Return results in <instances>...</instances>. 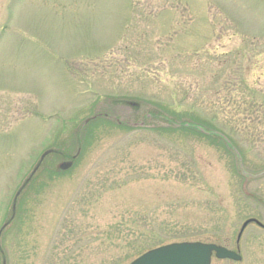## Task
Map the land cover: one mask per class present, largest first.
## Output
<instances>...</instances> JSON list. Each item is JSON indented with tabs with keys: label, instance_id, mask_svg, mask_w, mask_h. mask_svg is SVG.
<instances>
[{
	"label": "rangeland",
	"instance_id": "rangeland-1",
	"mask_svg": "<svg viewBox=\"0 0 264 264\" xmlns=\"http://www.w3.org/2000/svg\"><path fill=\"white\" fill-rule=\"evenodd\" d=\"M155 109L264 170V0H0V264H127L181 241L264 264L263 228L235 244L264 223V175Z\"/></svg>",
	"mask_w": 264,
	"mask_h": 264
},
{
	"label": "water",
	"instance_id": "water-1",
	"mask_svg": "<svg viewBox=\"0 0 264 264\" xmlns=\"http://www.w3.org/2000/svg\"><path fill=\"white\" fill-rule=\"evenodd\" d=\"M139 125H141V122ZM199 130L209 133L206 132L202 127H199ZM49 153H51L50 150L45 151L40 156L39 161H41L45 155ZM234 158L237 173H240L242 176H244V180L253 179L255 177L264 175V170L259 173H251L243 170L241 160L239 157H237V152H234ZM70 166L71 161H63L58 164L59 170H66ZM248 224H254L264 229V224L254 218H248L242 222L236 236V242H238L242 231ZM212 256L219 260L228 259L232 261H240L241 259L238 253L220 245L199 241H186L168 243L147 250L128 264H210Z\"/></svg>",
	"mask_w": 264,
	"mask_h": 264
},
{
	"label": "trees",
	"instance_id": "trees-1",
	"mask_svg": "<svg viewBox=\"0 0 264 264\" xmlns=\"http://www.w3.org/2000/svg\"><path fill=\"white\" fill-rule=\"evenodd\" d=\"M139 98V97H138ZM140 99V98H139ZM123 103H125V104H128V105H131V104H133L132 102H131V100H125V101H123ZM111 105L112 104H107V106L108 107H106L102 112H104V113H99L100 115H105L106 113H107V115L108 114H111L110 112H111ZM161 111L160 110H158V109H155V110H153V111H148L147 112V114L145 115V117H151V118H158V119H162L163 121H165L167 124H169V125H174V129H181V130H183V131H189V132H191V133H195V134H198V135H201V136H204V137H207V138H211V139H213V140H216V141H218V142H220L222 145H223V147L225 148V150L229 153V154H231L232 156H233V158H234V152H237V157H239L240 158V160H241V165H242V168H243V170H245V171H247L245 168H244V165H243V153L240 151V149L237 147V145H236V143L234 142V140L227 134V133H225L223 130H221V129H218V128H215L214 127V125H211L209 122H203L202 120H200V119H198V118H193V119H191V120H189V121H178V120H176L175 118L173 119V118H168V117H161V113H160ZM99 114H95V115H97V116H95V118L96 117H99L98 115ZM197 117V116H196ZM211 119H213V118H211ZM177 124V125H176ZM120 125H122V126H124L122 123H120ZM199 127H202V128H204V130L206 131V132H209V133H205V132H202V131H200L199 130ZM82 130V125L79 127V128H77L76 129V133H77V137L79 138V137H81L80 136V134H81V131ZM79 133V134H78ZM79 141H80V139H79ZM227 142V143H226ZM78 144V143H77ZM82 148V147H81ZM80 148V149H81ZM78 149H79V146H78ZM78 149H77V151H78ZM83 149V148H82ZM81 149V150H82ZM232 149H233V151H232ZM58 151H59V149H57ZM64 156H66L67 155V153H64L63 154ZM70 156H71V154H70ZM73 156H77V154L75 155H72V157ZM66 157H69V155L68 156H66ZM71 157V158H72ZM74 158V157H73ZM235 159V158H234ZM42 161V160H41ZM40 162V161H39ZM235 167H236V165H235ZM236 172H237V170H236ZM243 179H245V177L244 176H242L240 173H238ZM162 245V244H161ZM159 246V245H158ZM156 247V246H155ZM151 248H153V247H151ZM150 249V248H149ZM142 253V252H141Z\"/></svg>",
	"mask_w": 264,
	"mask_h": 264
}]
</instances>
